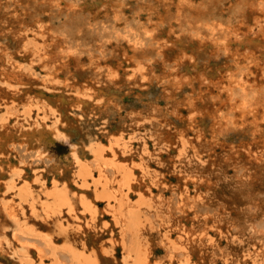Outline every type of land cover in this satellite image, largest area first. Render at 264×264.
Wrapping results in <instances>:
<instances>
[{
    "label": "bare ground",
    "instance_id": "1",
    "mask_svg": "<svg viewBox=\"0 0 264 264\" xmlns=\"http://www.w3.org/2000/svg\"><path fill=\"white\" fill-rule=\"evenodd\" d=\"M0 264H264V0H0Z\"/></svg>",
    "mask_w": 264,
    "mask_h": 264
},
{
    "label": "rangeland",
    "instance_id": "2",
    "mask_svg": "<svg viewBox=\"0 0 264 264\" xmlns=\"http://www.w3.org/2000/svg\"><path fill=\"white\" fill-rule=\"evenodd\" d=\"M68 143H66V144H64V145H62L61 147H60V150H63V149H65V148H67L68 147Z\"/></svg>",
    "mask_w": 264,
    "mask_h": 264
}]
</instances>
